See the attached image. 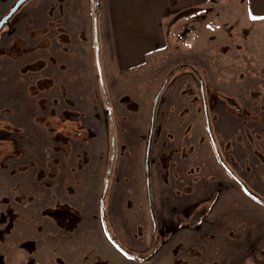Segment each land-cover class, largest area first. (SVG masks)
<instances>
[{"label": "rangeland", "instance_id": "374dc122", "mask_svg": "<svg viewBox=\"0 0 264 264\" xmlns=\"http://www.w3.org/2000/svg\"><path fill=\"white\" fill-rule=\"evenodd\" d=\"M12 14L0 264H264V0H24Z\"/></svg>", "mask_w": 264, "mask_h": 264}, {"label": "water", "instance_id": "95a60500", "mask_svg": "<svg viewBox=\"0 0 264 264\" xmlns=\"http://www.w3.org/2000/svg\"><path fill=\"white\" fill-rule=\"evenodd\" d=\"M24 0H16L14 2V4L11 6L10 10L7 12L6 15H4L1 19H0V27L2 26V24L4 22L7 21L8 17L17 9V7L23 2ZM153 122V111H152V115H151V123ZM149 142H147V147H148ZM148 164H147V153H146V157H145V169L147 170ZM243 189L251 196L255 197V195L250 192L245 185H242ZM147 196L149 197V191H147Z\"/></svg>", "mask_w": 264, "mask_h": 264}, {"label": "flooded vegetation", "instance_id": "af4514ba", "mask_svg": "<svg viewBox=\"0 0 264 264\" xmlns=\"http://www.w3.org/2000/svg\"><path fill=\"white\" fill-rule=\"evenodd\" d=\"M12 15H13V14H11V15L8 17L7 21L4 22V24L9 23V21H10ZM4 24H3V25H4ZM3 25H2V26H3ZM2 26H1V27H2ZM1 27H0V29H1ZM202 91H203V90H202ZM202 95H203V98H205V95H204L203 93H202ZM154 100L156 101V99H154ZM205 106H206V105H205ZM109 110H110V109H109ZM204 110L206 111V107H204ZM152 111H154V110L152 109ZM152 123H153V122H152ZM152 123H151V118H150V124H152ZM148 133H149V131H148ZM150 133H151V131H150ZM148 139H149V137H148ZM147 142H149L148 147H147V152H146V153H147V164H148V162H149V161H148V155H149L148 150H149V148H150V141H147ZM146 144H147V143H146ZM217 158H218L219 160L221 159V157H220L218 154H217ZM144 163H145V160H144ZM144 165H145V164H144ZM149 165H150V162H149ZM223 165H224V166L226 167V169H227L226 164L224 163ZM144 167H145V166H144ZM148 168H149V166L147 167V170L145 169V172H146V173H148V171H149V173H150V169H148ZM226 169H225V170H226ZM227 171H228L229 175H232V173H231L229 170H227ZM146 175H147V174H146ZM149 177H150V176H149ZM148 182H149V178H148V180H146V186L149 185ZM240 185H242V184H240ZM220 189H221V190H220ZM222 190H223V189L219 187V191H222ZM147 191H148V190H147ZM149 203H150V202H149ZM160 235H162V234H160Z\"/></svg>", "mask_w": 264, "mask_h": 264}, {"label": "trees", "instance_id": "16d2710c", "mask_svg": "<svg viewBox=\"0 0 264 264\" xmlns=\"http://www.w3.org/2000/svg\"><path fill=\"white\" fill-rule=\"evenodd\" d=\"M233 176H234V175L232 174V177H233ZM238 182H239L240 184L244 185L241 181L238 180ZM246 188H247V187H246ZM247 189H248V188H247ZM248 190H249V189H248ZM249 191H250V190H249ZM250 192H251V191H250ZM253 194H254V193H253ZM254 195H255V194H254ZM255 198L258 199L259 197H258L257 195H255Z\"/></svg>", "mask_w": 264, "mask_h": 264}, {"label": "snow or ice", "instance_id": "6c2138e0", "mask_svg": "<svg viewBox=\"0 0 264 264\" xmlns=\"http://www.w3.org/2000/svg\"><path fill=\"white\" fill-rule=\"evenodd\" d=\"M253 19H255V17H253Z\"/></svg>", "mask_w": 264, "mask_h": 264}]
</instances>
